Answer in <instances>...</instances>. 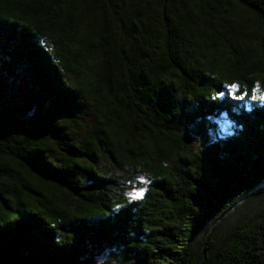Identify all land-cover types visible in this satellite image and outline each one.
I'll list each match as a JSON object with an SVG mask.
<instances>
[{"label":"trees","instance_id":"trees-1","mask_svg":"<svg viewBox=\"0 0 264 264\" xmlns=\"http://www.w3.org/2000/svg\"><path fill=\"white\" fill-rule=\"evenodd\" d=\"M261 193L264 0H0V264H264Z\"/></svg>","mask_w":264,"mask_h":264},{"label":"rangeland","instance_id":"rangeland-1","mask_svg":"<svg viewBox=\"0 0 264 264\" xmlns=\"http://www.w3.org/2000/svg\"><path fill=\"white\" fill-rule=\"evenodd\" d=\"M130 184L131 187H133L134 194L137 195L141 192L142 187L147 184V176L143 173L136 174L135 179ZM263 208L264 193H261L247 204L241 205V207L226 222L223 230H227L232 226L251 220Z\"/></svg>","mask_w":264,"mask_h":264},{"label":"snow or ice","instance_id":"snow-or-ice-1","mask_svg":"<svg viewBox=\"0 0 264 264\" xmlns=\"http://www.w3.org/2000/svg\"><path fill=\"white\" fill-rule=\"evenodd\" d=\"M258 91H259V89H258ZM137 195H138V196H142V195H143V193H138Z\"/></svg>","mask_w":264,"mask_h":264}]
</instances>
